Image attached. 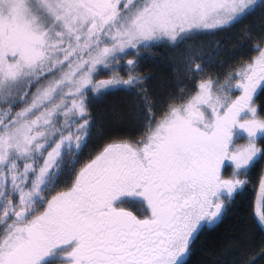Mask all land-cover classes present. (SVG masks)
<instances>
[{"label": "snow or ice", "instance_id": "6c2138e0", "mask_svg": "<svg viewBox=\"0 0 264 264\" xmlns=\"http://www.w3.org/2000/svg\"><path fill=\"white\" fill-rule=\"evenodd\" d=\"M209 237L264 264V0H0V264H191Z\"/></svg>", "mask_w": 264, "mask_h": 264}, {"label": "trees", "instance_id": "16d2710c", "mask_svg": "<svg viewBox=\"0 0 264 264\" xmlns=\"http://www.w3.org/2000/svg\"><path fill=\"white\" fill-rule=\"evenodd\" d=\"M148 68L154 71H163L162 66L157 65L153 63L151 60L147 62ZM123 99V94L115 95L109 98V103H120ZM256 195V190L249 188L248 191H246L242 198L240 205L241 210L246 209L248 204L253 201L254 197ZM227 227V225H225ZM221 232L224 231V229L220 230ZM214 243V239L209 237L208 242L205 245L206 251H199L192 257L191 264H215V261L219 255V253H216L215 255L212 252L211 245Z\"/></svg>", "mask_w": 264, "mask_h": 264}]
</instances>
